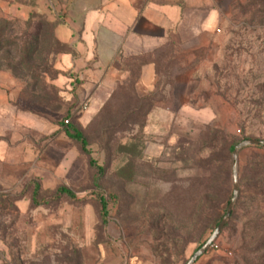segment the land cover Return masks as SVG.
I'll use <instances>...</instances> for the list:
<instances>
[{"label":"rangeland","instance_id":"obj_1","mask_svg":"<svg viewBox=\"0 0 264 264\" xmlns=\"http://www.w3.org/2000/svg\"><path fill=\"white\" fill-rule=\"evenodd\" d=\"M223 1L217 38L121 57L125 76L91 88L95 101L54 83L71 73L62 53H76L56 31V6L70 0H0V76L11 74L19 90L11 102L57 126L48 135L17 126L2 158L55 137L71 157L55 179L0 173V264H109L108 250L119 255L113 264H187L231 201L192 264H264V145L234 155L264 140V0ZM148 59L157 66L151 85L140 79ZM66 120L83 130L90 155L66 136Z\"/></svg>","mask_w":264,"mask_h":264},{"label":"crops","instance_id":"obj_2","mask_svg":"<svg viewBox=\"0 0 264 264\" xmlns=\"http://www.w3.org/2000/svg\"><path fill=\"white\" fill-rule=\"evenodd\" d=\"M223 8V0H70L57 4V36L76 53H62L60 68L71 73L60 72L54 83L63 95L74 91L78 99L100 100L99 91L89 90L114 85L125 76L121 57L152 55L169 40L191 49L205 46L219 36L216 29ZM140 70L142 83L153 84L155 61L148 59ZM74 79L78 80L75 89ZM17 84L9 73L0 76V173L10 181L27 176L55 179L71 158L65 138L55 137L37 150L24 146L23 154L13 161L2 158L4 137L17 126L47 135L57 130L37 115L15 107L11 98L19 94ZM115 255L108 250L107 263L118 261L119 255Z\"/></svg>","mask_w":264,"mask_h":264},{"label":"water","instance_id":"obj_3","mask_svg":"<svg viewBox=\"0 0 264 264\" xmlns=\"http://www.w3.org/2000/svg\"><path fill=\"white\" fill-rule=\"evenodd\" d=\"M246 145H264V140L250 139V140H247L245 142L238 144L234 150L235 159L237 157L238 150ZM234 178H235V184H234V197H235L238 193V179H237V164L236 163L234 164ZM233 204H234L233 201L229 203L225 216L222 218L221 222L218 224L212 236L197 250V252L193 255V257L188 261L187 264H192L193 261L196 260L198 256H200L206 251L209 245L217 237V235L223 229V227L226 224V221L231 215Z\"/></svg>","mask_w":264,"mask_h":264},{"label":"trees","instance_id":"obj_4","mask_svg":"<svg viewBox=\"0 0 264 264\" xmlns=\"http://www.w3.org/2000/svg\"><path fill=\"white\" fill-rule=\"evenodd\" d=\"M78 80L77 79H74L73 81V85H74V89L77 87L78 85ZM63 125H64V131L65 133L67 134V136L78 143L81 151L83 154H86V155H90V150L88 149V141H87V138L83 132V130L77 125V124H72V123H64L63 122ZM90 164H93V161L92 159L89 160ZM40 189V186L37 185L36 186V190L34 192V197H33V200L34 202L36 203V197L38 195V191ZM58 191L61 193V194H64V195H67L68 197L74 199L75 198V194L74 192L69 189L68 187L66 186H60L58 188Z\"/></svg>","mask_w":264,"mask_h":264},{"label":"built area","instance_id":"obj_5","mask_svg":"<svg viewBox=\"0 0 264 264\" xmlns=\"http://www.w3.org/2000/svg\"><path fill=\"white\" fill-rule=\"evenodd\" d=\"M65 122H66V123H69V120H66Z\"/></svg>","mask_w":264,"mask_h":264}]
</instances>
